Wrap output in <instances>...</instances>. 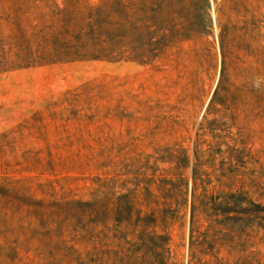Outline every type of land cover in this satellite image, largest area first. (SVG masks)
<instances>
[{
    "label": "rangeland",
    "instance_id": "rangeland-1",
    "mask_svg": "<svg viewBox=\"0 0 264 264\" xmlns=\"http://www.w3.org/2000/svg\"><path fill=\"white\" fill-rule=\"evenodd\" d=\"M53 1L60 2L0 0V264H68L62 242L70 244V212L58 205L90 200L112 179L120 185L155 149L177 144L191 153L205 116L230 126L248 153L245 171L254 175L231 187L264 203V113L246 90L250 61L241 51L228 69V109L217 105L218 114L205 115L220 71L214 6L211 47L180 43L141 65L52 62L50 40L41 37L50 38ZM168 232L176 260L187 264L188 214ZM256 243L264 264V231ZM219 258L234 264L237 255Z\"/></svg>",
    "mask_w": 264,
    "mask_h": 264
},
{
    "label": "trees",
    "instance_id": "trees-1",
    "mask_svg": "<svg viewBox=\"0 0 264 264\" xmlns=\"http://www.w3.org/2000/svg\"><path fill=\"white\" fill-rule=\"evenodd\" d=\"M213 6L220 71L205 115L218 114L217 105L228 109V69L239 51L250 61L246 90L256 99L254 109L264 113V0L53 1L50 38L43 33L41 41L50 40L52 62L146 65L180 43L211 47L206 39L214 38ZM205 121L191 153L177 144L155 149L143 170L120 185L112 179L103 185L107 191L98 190L90 200L58 205L70 212L65 218L70 244L62 242L68 264H182L171 249L168 228L186 214L187 264H211L204 257L222 264L221 251L236 254L234 264H262L252 249L264 231V203L242 186L231 187L254 175L245 171L248 153L225 122L206 116ZM206 134L211 141L202 139ZM62 228L54 231L61 236Z\"/></svg>",
    "mask_w": 264,
    "mask_h": 264
}]
</instances>
